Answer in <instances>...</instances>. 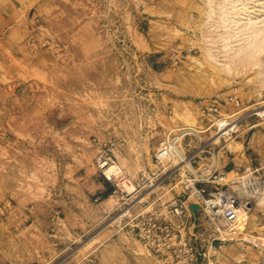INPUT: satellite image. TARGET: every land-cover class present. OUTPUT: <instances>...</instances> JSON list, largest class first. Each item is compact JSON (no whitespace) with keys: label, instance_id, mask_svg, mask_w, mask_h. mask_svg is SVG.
Segmentation results:
<instances>
[{"label":"rangeland","instance_id":"obj_1","mask_svg":"<svg viewBox=\"0 0 264 264\" xmlns=\"http://www.w3.org/2000/svg\"><path fill=\"white\" fill-rule=\"evenodd\" d=\"M206 1L0 0V264L189 258L161 257L131 232L133 216L190 182L185 168L173 174L181 162L153 160L173 130L202 139L188 137L178 150L198 154L196 172L213 159L229 176L245 164L264 166V0H226L225 11L224 0ZM253 23L263 31L262 54L241 67L231 57L254 39ZM212 99L232 128L218 141L226 130L213 133L199 113ZM100 157L110 160L105 168L121 166V182L105 179ZM246 204L244 218L218 229L212 243L203 222L188 227L185 264H264V201Z\"/></svg>","mask_w":264,"mask_h":264},{"label":"built area","instance_id":"obj_2","mask_svg":"<svg viewBox=\"0 0 264 264\" xmlns=\"http://www.w3.org/2000/svg\"><path fill=\"white\" fill-rule=\"evenodd\" d=\"M218 99H212L199 106V113L206 117L217 133L226 124L223 105ZM226 105L237 107L234 97L225 100ZM209 128V129H210ZM208 131V130H207ZM189 137L191 143L200 144L202 139L189 133L173 130L165 136L156 149L153 160L156 165L164 162H187L185 171L189 181L183 183L181 191L170 200L162 201L156 197L157 204L148 206L131 218V232L147 250L164 258H172L177 263L182 255H188L181 264L192 263V247L186 244L183 233L190 227L195 229L200 222L211 232V243L217 240L218 229L235 222L244 212L249 199L256 198L264 190V166L253 167L245 164L234 175L216 169L215 162L203 167L200 172L193 170V160L198 155L191 152L183 154L182 144ZM191 144L184 145V148ZM203 152V150L199 151ZM110 160L100 157L99 168L104 169ZM180 172L175 168L173 174ZM104 175V174H103ZM107 181H113L104 176ZM263 178V180H262ZM155 203V202H154ZM153 203V204H154ZM152 204V205H153ZM195 204L197 211H190L189 206Z\"/></svg>","mask_w":264,"mask_h":264},{"label":"bare ground","instance_id":"obj_3","mask_svg":"<svg viewBox=\"0 0 264 264\" xmlns=\"http://www.w3.org/2000/svg\"><path fill=\"white\" fill-rule=\"evenodd\" d=\"M203 1V0H202ZM223 1V0H222ZM237 1V0H236ZM239 1L240 0H238V6L241 4H239ZM243 1H245V0H243ZM249 1H256V0H249ZM249 1H246V3H248ZM206 2H208V0L206 1ZM206 2H205V4H206ZM210 2V1H209ZM212 2V1H211ZM227 2H229V1H227ZM232 2H234V1H232ZM222 3H224V5L223 6H221L222 7V9H224L223 11H225V9H226V0H224V2H222ZM220 4V3H219ZM228 4V3H227ZM230 4V3H229ZM228 4V5H229ZM236 4V5H237ZM216 5V4H215ZM231 6L233 5L234 6V4H230ZM235 5V6H236ZM243 5L245 6L246 4H244L243 3ZM242 5V6H243ZM248 5H250V4H248ZM252 5V4H251ZM250 5V6H251ZM256 5H257V2H256ZM220 6V5H219ZM231 6H228V7H231ZM234 6V7H235ZM254 7H256L257 8V6H255V5H253ZM207 7H208V5H207ZM237 7V6H236ZM249 7V6H248ZM247 6H246V8H248ZM261 7H264V6H261ZM210 8V7H209ZM243 8V7H242ZM255 8V9H256ZM260 8V7H259ZM215 9V8H214ZM232 9H233V7H232ZM245 8H243V10H244ZM250 10H251V7L249 8ZM255 9H252V10H254L255 11ZM201 10V9H200ZM204 10V9H203ZM210 9H208V11H209ZM218 10H219V7H218ZM221 10V9H220ZM228 10V9H227ZM235 10V9H234ZM250 10H244V12L241 10V12H243L242 14H244V13H246L247 14V12L249 11V12H251ZM260 10V9H259ZM211 11V10H210ZM215 11V10H214ZM245 11H247V12H245ZM254 11H252V12H254ZM256 11H257V9H256ZM255 11V12H256ZM261 11V10H260ZM259 11V12H260ZM229 11H227V13H228ZM231 12V11H230ZM232 12H234V11H232ZM241 12H240V14H241ZM258 12V13H259ZM218 13H219V11H218ZM257 13V12H256ZM258 13H257V15H258ZM263 13V12H262ZM261 12H260V14H262ZM201 14V13H200ZM226 14V13H225ZM231 14V13H230ZM236 14H238V11H237V13ZM252 14H254V13H252ZM207 16H208V14H206ZM217 15V14H216ZM249 15V14H248ZM257 15H255V16H257ZM210 16V15H209ZM226 17H227V15H225ZM228 16H229V14H228ZM247 16V15H246ZM255 16H253V17H255ZM260 16V15H259ZM262 16V15H261ZM205 17V16H204ZM218 17H220V16H218ZM222 17V16H221ZM223 17H224V15H223ZM233 18H234V15L232 16ZM249 17V16H248ZM213 18V17H212ZM228 18V17H227ZM227 18H225V19H227ZM230 18V17H229ZM232 18V19H233ZM211 19V18H210ZM249 19V18H248ZM257 19V18H256ZM220 20H221V18H220ZM223 20V19H222ZM229 20H231V19H228V22H231V21H233V20H231V21H229ZM234 20H236V19H234ZM209 21V20H208ZM224 21H226V20H224ZM257 20H255V22H256ZM258 21H260V20H258ZM257 21V22H258ZM201 22V21H200ZM203 22V21H202ZM227 22V21H226ZM210 23V22H209ZM212 23V22H211ZM221 23H222V21H221ZM233 23V22H232ZM248 23H249V21H248ZM260 23H262V22H260ZM263 23H264V21H263ZM204 24V23H203ZM223 24V26L221 27V28H223V27H226L227 26V24H225V23H222ZM247 24V23H246ZM251 24V21H250V23H249V25ZM254 24V23H253ZM259 24V23H258ZM257 24V25H258ZM205 25V24H204ZM236 25V24H235ZM234 24H233V26H235ZM237 25H239V24H237ZM256 24H254V25H252L251 26V28H250V31L255 35H253L252 34V36H254L253 38V40H252V42H250V43H248V44H246V43H244V45L243 44H240V42H239V45H243V46H239V49H237V51L235 52V54H234V56H230L231 58H232V61L234 62L235 61V63H237L238 64V66H246L247 64L249 65V63H253V61H255L256 59H258V57H259V55H260V53L262 54V51L260 50V49H258L259 47H258V43H259V38H261L262 37V35L261 34H263V33H260L259 34V32H260V30L262 31V29H260V27H258ZM232 26V25H231ZM245 26V25H244ZM261 26H262V24H261ZM240 27V26H239ZM264 27V26H263ZM230 28V27H229ZM246 28V27H245ZM249 27H247V29H248ZM228 29V28H227ZM231 29H233V31L234 30H236V29H234L233 27H231ZM241 29H242V27H241ZM240 29V31H238L240 34H242V36H243V30H241ZM238 30V29H237ZM245 30V29H244ZM227 32V31H226ZM229 32H232V31H230V29H229ZM238 32H235V33H237V34H239ZM263 32V31H262ZM244 33H245V31H244ZM246 33H248L247 31H246ZM232 34V33H231ZM259 34V36H258V43H257V39H256V36ZM245 35V34H244ZM251 34H249V36H250ZM260 35H261V37H260ZM233 36V35H232ZM247 36V35H246ZM249 36H247V37H249ZM205 37V36H204ZM227 37H229V36H227ZM236 37V36H235ZM235 37L233 38L232 37V39L234 40L235 39ZM238 37V36H237ZM241 37V36H240ZM247 37H246V39H247ZM251 37V36H250ZM264 37V36H263ZM242 38V37H241ZM243 38H244V36H243ZM204 39V38H203ZM245 39V40H246ZM249 39V38H248ZM261 39H264V38H261ZM224 40H227L226 39V36H225V38H224ZM241 40H243V39H241ZM245 40H243V41H245ZM250 40V39H249ZM207 41V40H206ZM232 41V40H231ZM235 41V40H234ZM240 41V40H239ZM243 41L241 42V43H243ZM248 41V40H247ZM230 42V41H229ZM237 41H235V43H236ZM249 42V41H248ZM226 43H227V41H226ZM238 43V42H237ZM228 45V43L226 44V46ZM231 45V44H230ZM230 45H229V47H230ZM236 48H237V45H236ZM225 49V48H224ZM226 49H228V48H226ZM232 49V48H231ZM235 49V48H234ZM226 51L227 50H225V53H226ZM231 51H233V49L231 50ZM228 52V51H227ZM224 53V52H223ZM230 54H232V52H230ZM225 55V54H224ZM226 55H227V53H226ZM208 58L209 59H211L212 58V56L210 55V54H208ZM224 58H226L225 56H224ZM231 63V62H230ZM256 63H258L257 61L254 63V65H256ZM260 65V64H259ZM233 66V65H232ZM253 66V65H252ZM251 66V67H252ZM213 68H214V66H212ZM255 67V66H254ZM216 69V68H215ZM241 69H243V68H241ZM242 71V70H241ZM263 82V81H262ZM263 86V85H262ZM259 113V112H258ZM262 113H264V111L263 112H260L259 114H262ZM258 114V115H259ZM257 115V114H256ZM230 126V124L229 123H226L221 129H220V131L218 132L219 134H221V132L223 131L224 132V130H226L224 133H222L221 134V136L219 137V138H217V140H215V141H218L219 139H221L222 137H224V136H226L228 133H229V131H231L232 130V128H229L228 129V127ZM190 133H192V132H190ZM193 134V133H192ZM179 152V151H178ZM181 153V152H180ZM119 157V156H118ZM116 158H117V156H116ZM122 162V161H121ZM118 163V162H117ZM119 165V164H118ZM117 164H115V163H112L110 166H108L107 168H105L104 170H103V174H104V176H106V177H108L109 179H111V180H120L121 179V175H122V170H121V166L119 167ZM177 166H179V170L181 171V173L183 174V171H184V168L185 167H187L188 166V163L187 162H183V163H180V165H177ZM124 167V166H123ZM125 170V169H124ZM119 182H121V180L119 181ZM126 181H123V184L125 183ZM122 187L123 188H125V189H127V191H129V192H134L135 191V188L132 186V185H130L129 183H125L124 185H122ZM111 198L112 197H107L104 201H103V204H108V202H109V200H111ZM256 199L259 201V202H262V201H264V190L256 197ZM242 216H243V218H244V216L245 215H243V214H241ZM238 217H240V216H238ZM239 220V219H238ZM241 221V220H240ZM234 233V232H233ZM223 236H224V234H222ZM232 235H230L229 237H231ZM232 239H230V241H231ZM240 241H245V242H247V243H250V244H253V245H255V244H257V239L256 238H253V237H251V236H247V235H242V239H240ZM209 249L210 250H212V248L211 247H209Z\"/></svg>","mask_w":264,"mask_h":264},{"label":"water","instance_id":"obj_4","mask_svg":"<svg viewBox=\"0 0 264 264\" xmlns=\"http://www.w3.org/2000/svg\"><path fill=\"white\" fill-rule=\"evenodd\" d=\"M189 209H190V211H197V210H198V206L195 205V204H191V205L189 206Z\"/></svg>","mask_w":264,"mask_h":264},{"label":"trees","instance_id":"obj_5","mask_svg":"<svg viewBox=\"0 0 264 264\" xmlns=\"http://www.w3.org/2000/svg\"><path fill=\"white\" fill-rule=\"evenodd\" d=\"M109 195H110V194L108 193V194L106 195V197L109 196Z\"/></svg>","mask_w":264,"mask_h":264}]
</instances>
